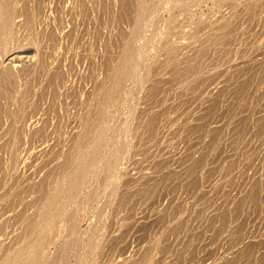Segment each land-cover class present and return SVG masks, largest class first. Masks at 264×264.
Returning a JSON list of instances; mask_svg holds the SVG:
<instances>
[{
  "label": "rangeland",
  "instance_id": "obj_1",
  "mask_svg": "<svg viewBox=\"0 0 264 264\" xmlns=\"http://www.w3.org/2000/svg\"><path fill=\"white\" fill-rule=\"evenodd\" d=\"M137 2L0 0V264H264V0Z\"/></svg>",
  "mask_w": 264,
  "mask_h": 264
},
{
  "label": "bare ground",
  "instance_id": "obj_2",
  "mask_svg": "<svg viewBox=\"0 0 264 264\" xmlns=\"http://www.w3.org/2000/svg\"><path fill=\"white\" fill-rule=\"evenodd\" d=\"M140 1H141V0H139V2H137V3H140ZM146 2H147V1H146ZM146 2L144 1V3H146ZM141 3H142V2H141ZM144 3H143V5H144ZM147 3H148V2H147ZM148 4H149V3H148ZM138 5H141V6H142V4H138ZM142 7H143V6H142ZM142 7H141V8H142ZM144 7H146V5H144ZM147 8H149V7H147ZM145 9H146V8H145ZM5 15H6V14H4V12H0V23L2 22V20L5 19V18H4V17H6ZM4 21H5V20H4ZM4 21H3V22H4ZM152 39H153V38H152ZM155 39H156V37H155ZM153 40H154V39H153ZM150 41H151V40H150ZM123 64H124V63H123ZM120 67H121V66H120ZM117 72H118V70H117ZM121 73H122V72H121ZM118 75H120V74L118 73ZM142 77H143V76H142ZM118 78H119V77H118ZM143 79H144V78H143ZM143 79L140 78V82H141V80L143 81ZM144 81H145V80H144ZM141 83H143V82H141ZM115 84L117 85V83H115ZM111 90H112V89H111ZM99 135H100V134H99ZM98 138H100V137L98 136ZM97 140H98V139H97ZM100 140H101V139H100ZM95 141H96V140H95ZM98 141H99V140H98ZM98 141H97V144H98ZM110 142H111V141H110ZM113 143H114V141H113ZM94 144H96V143H94ZM94 144H93V148L95 147ZM85 145H87V143H86ZM109 145H110V144H109ZM109 145H108V148H109ZM111 145H112V144H111ZM88 146H89V143H88L87 147H88ZM112 146H113V145H112ZM84 147H85V146H84ZM96 147H97V146H96ZM106 147H107V146H106ZM91 148H92V147H91ZM91 148H90V151H91ZM108 148H107V149H108ZM110 149H111V148H109V152H110ZM92 150H93V149H92ZM95 150H98V149L96 148ZM88 151H89V147H88ZM90 151H89V152H90ZM106 151H107V150H106ZM111 151L113 152L114 150L112 149ZM82 152H83V149H82ZM86 152H87V151H86ZM84 153H85V152H84ZM90 153H93V152L91 151ZM105 153H106V152H105ZM85 154H86V153H85ZM110 154H112V153H110ZM87 155H88V154H87ZM87 155H85V156H87ZM112 155H113V157H114V154H112ZM81 157H82V156H81ZM102 157H103V156H102ZM84 158H85V160H87L86 157H84ZM108 158H109L110 161L112 160V159H110L109 154H108ZM111 158H112V157H111ZM80 160H83V159H80ZM109 160H108V161H109ZM83 161H84V160H83ZM83 161H80V163H81V162L83 163ZM101 161H102V160H101ZM101 161H100V162H101ZM104 161H105V159H104ZM110 161H109V162H110ZM85 162H86V161H84V163H85ZM80 163H79V164H80ZM102 163H103V161H102ZM104 163H105V162H104ZM79 164H78V165H79ZM91 164L93 165V162L90 163V165H91ZM100 164H101V163H100ZM105 164H107V163H105ZM108 164H109V163H108ZM82 165H83V164H82ZM84 165H88L87 167H89V168H86V167H85L86 170H87V169H90L89 162H88V164H84ZM79 166H80V165H79ZM80 167H81V166H80ZM82 168L84 169L83 166H82ZM85 169H84V170H85ZM80 170H82V169H80ZM80 170H79V172H80ZM84 170H83L82 172H84ZM86 170H85V173H86ZM79 172H78V173H79ZM76 173H77V172H76ZM76 173H74V175H75ZM80 173H81V172H80ZM80 173H79V174H80ZM85 173H84V175L86 176ZM79 174H77V176H79ZM72 175H73V174H72ZM81 175H82V174H80V177H81ZM82 176H83V175H82ZM74 177H75V176H74ZM80 177H76V178L80 179ZM82 178H83V177H82ZM78 179H77V182H78ZM80 181H81V179H80ZM65 182H67V180H66V181L64 180V181L60 184V186H59L60 189L64 186V183H65ZM77 184H78V183H77ZM41 224H42V222L38 223V224H37L38 227H39ZM17 258H18V257H17ZM17 258H16V260H17ZM12 263H15V261L8 259V260L5 261L3 264H12Z\"/></svg>",
  "mask_w": 264,
  "mask_h": 264
}]
</instances>
